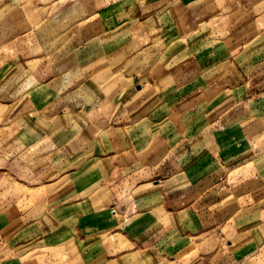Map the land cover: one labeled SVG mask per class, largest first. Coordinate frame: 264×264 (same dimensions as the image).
Returning a JSON list of instances; mask_svg holds the SVG:
<instances>
[{"label":"crops","instance_id":"0c3cea01","mask_svg":"<svg viewBox=\"0 0 264 264\" xmlns=\"http://www.w3.org/2000/svg\"><path fill=\"white\" fill-rule=\"evenodd\" d=\"M0 169L1 264H264V0H0Z\"/></svg>","mask_w":264,"mask_h":264},{"label":"rangeland","instance_id":"374dc122","mask_svg":"<svg viewBox=\"0 0 264 264\" xmlns=\"http://www.w3.org/2000/svg\"><path fill=\"white\" fill-rule=\"evenodd\" d=\"M4 171L0 169V173ZM6 175L2 172V180H0V210L5 206L7 202L11 200L9 195L17 194V195H23L26 194L29 188H32L35 184H28L23 182H16V181H8L5 177ZM20 183V184H19ZM8 197V198H7ZM6 256V251L4 250V246L0 245V259H4ZM148 262L150 264L153 263L154 259L148 255L147 257ZM1 264V262H0Z\"/></svg>","mask_w":264,"mask_h":264}]
</instances>
